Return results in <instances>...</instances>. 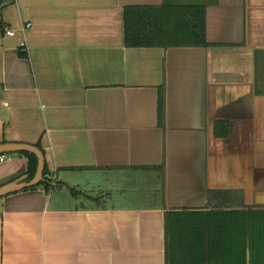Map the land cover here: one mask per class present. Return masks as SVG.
I'll return each instance as SVG.
<instances>
[{
  "label": "crops",
  "instance_id": "crops-1",
  "mask_svg": "<svg viewBox=\"0 0 264 264\" xmlns=\"http://www.w3.org/2000/svg\"><path fill=\"white\" fill-rule=\"evenodd\" d=\"M0 1V143L39 146L51 182L0 198V264H167L168 214L223 225L226 264L219 213L264 211V0ZM164 2L205 5L208 46L126 47L124 8ZM27 168L1 156L0 186Z\"/></svg>",
  "mask_w": 264,
  "mask_h": 264
},
{
  "label": "trees",
  "instance_id": "trees-1",
  "mask_svg": "<svg viewBox=\"0 0 264 264\" xmlns=\"http://www.w3.org/2000/svg\"><path fill=\"white\" fill-rule=\"evenodd\" d=\"M0 6L2 2L0 1ZM124 44L130 48H172V47H203L208 46L206 39V6L203 4L162 3L156 6H126L123 11ZM4 25L0 21V28ZM165 122V90L158 89V124L163 127ZM216 135H227V126L216 124ZM37 146V145H36ZM40 148L39 146H37ZM41 149V148H40ZM28 159L25 173L31 180L37 170V157L33 154L18 153ZM163 172V167L160 168ZM44 184L50 187L47 168L44 169ZM75 194V192H73ZM218 213V212H217ZM226 217L227 234H240V239L232 241L234 249L228 252L226 264H264V211H232L220 212ZM223 218V219H224ZM210 221V222H209ZM211 219H195L192 223L179 219L178 224H171L169 214L166 218L167 264L177 262L171 245L178 234L194 233L199 235L194 243V256L189 264H223L219 258V246L216 239L221 226L213 224ZM202 234H207L202 237ZM210 236V237H209ZM229 236V235H228ZM198 246V247H197ZM206 249V250H205ZM184 264V262L182 261ZM186 264V263H185Z\"/></svg>",
  "mask_w": 264,
  "mask_h": 264
},
{
  "label": "water",
  "instance_id": "water-1",
  "mask_svg": "<svg viewBox=\"0 0 264 264\" xmlns=\"http://www.w3.org/2000/svg\"><path fill=\"white\" fill-rule=\"evenodd\" d=\"M33 154L37 157V170L31 180L27 176H21L11 182L0 186V198L24 189L36 187L44 182L45 156L43 151L36 145L17 142L0 143V157L8 154L17 153Z\"/></svg>",
  "mask_w": 264,
  "mask_h": 264
},
{
  "label": "built area",
  "instance_id": "built-area-1",
  "mask_svg": "<svg viewBox=\"0 0 264 264\" xmlns=\"http://www.w3.org/2000/svg\"><path fill=\"white\" fill-rule=\"evenodd\" d=\"M26 26H30V24H27ZM6 34L8 35V36H14V31H12V30H6Z\"/></svg>",
  "mask_w": 264,
  "mask_h": 264
}]
</instances>
